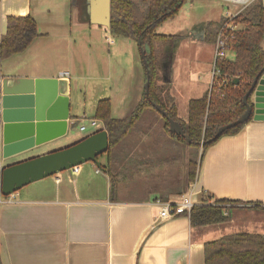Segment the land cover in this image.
Wrapping results in <instances>:
<instances>
[{
    "label": "crops",
    "instance_id": "crops-1",
    "mask_svg": "<svg viewBox=\"0 0 264 264\" xmlns=\"http://www.w3.org/2000/svg\"><path fill=\"white\" fill-rule=\"evenodd\" d=\"M82 1L78 8L71 5V0H0V39L6 32L9 16H30L38 32L23 52L0 59V97L4 80L8 81L6 85L25 87L28 83L13 80L56 77L61 82L62 93L69 98V117L74 124L75 119L83 118L78 117L81 100L70 74L68 77L60 74L70 72L73 48L78 42H85L84 49L88 52L98 48L101 60L105 58L106 79H114L116 91H109L106 96L110 100L111 116L124 118L132 112L144 93L145 68L140 47L134 40L125 44L131 50L126 69L117 55L123 50L122 41L115 39L105 55L102 41L108 39L105 32L109 29L86 20L87 2ZM223 12L224 9L220 11V20ZM208 23L214 21L202 25L204 32ZM211 46L208 63L193 71L207 76L205 92L211 81L214 53ZM32 51L37 60L23 66L21 60ZM57 52H61L59 58L64 65H57ZM228 57L234 60V53L229 52ZM157 60L162 70L171 66L161 58ZM85 70L88 67L83 72L78 69L75 77H85ZM168 82L169 77L162 81L167 85ZM168 92L174 99L177 117L186 121L188 102L193 98L183 101V109L176 92L170 89ZM102 99L105 98L95 102L90 112L92 118L97 102ZM157 118L152 113L144 114L119 145L102 154V161L97 159L99 166L116 176L113 196L109 194L107 170L98 169L92 162L79 165L71 174L65 171L53 180L47 177L30 183L9 198L1 196L0 263L204 264L203 245L207 242L241 232L264 235V208L253 206L264 204V120L250 119L236 134L221 137L204 153L194 181L182 182L172 173L176 158L172 154V138L164 133ZM67 136L68 131L2 160L0 165L17 163L74 143ZM188 194L193 205L201 203L205 195L209 202L229 199L241 204L224 210L225 221L209 225L193 226L188 215L159 220L156 199L175 203Z\"/></svg>",
    "mask_w": 264,
    "mask_h": 264
},
{
    "label": "trees",
    "instance_id": "trees-1",
    "mask_svg": "<svg viewBox=\"0 0 264 264\" xmlns=\"http://www.w3.org/2000/svg\"><path fill=\"white\" fill-rule=\"evenodd\" d=\"M141 1L145 4V8L137 14L131 0H110L108 29L116 36L134 40L139 47H143L146 43L149 45L150 54L146 57L149 70L148 94L143 93L132 112L124 118L111 116L108 98L99 100L93 118L100 120L107 132L109 146L106 153L108 154L132 132L146 112H154L161 118L163 130L170 138L190 147L200 148L199 165L204 153L211 145L223 136L236 134L249 121L227 129L217 139L211 141L217 127L236 119L245 111L241 101L242 96L264 65L262 0H253L231 19V23L236 28L230 32L227 45L234 53V60L215 61V68L219 70V75L213 77L210 90L208 89L201 97L189 100L186 121H181L177 117L174 99L169 95L167 84L162 83L161 64L154 54L156 44L170 46L174 38L173 35L155 33L156 27L175 16L185 0ZM82 4V0H71V5H76L78 8ZM224 21L227 20L222 19L220 22L206 25L203 36L206 43L215 42ZM37 36L36 23L30 16L7 17L6 32L0 39V59L23 52ZM166 60L170 63L167 58ZM222 79H226L225 84H220ZM235 79L237 83H233ZM151 101L159 104L171 119L181 124L185 137L169 133L167 120L151 105ZM185 138L189 141L187 142ZM200 142H203L202 146ZM99 168L107 170L101 166ZM194 171L188 172L190 182L195 179ZM106 172L109 174L110 181L109 194L113 196L116 176L109 170ZM209 200L208 195H205L201 203L191 207L188 214L191 225L202 226L223 222L227 217L224 210L229 206L241 204L229 199H214L212 202ZM253 206L264 208V204ZM203 261L204 264H264V235L241 232L207 242L203 245Z\"/></svg>",
    "mask_w": 264,
    "mask_h": 264
},
{
    "label": "water",
    "instance_id": "water-1",
    "mask_svg": "<svg viewBox=\"0 0 264 264\" xmlns=\"http://www.w3.org/2000/svg\"><path fill=\"white\" fill-rule=\"evenodd\" d=\"M86 20L92 24L109 28L110 0H86ZM264 8V0H262ZM204 29L194 37L203 39ZM264 41V34H263ZM150 47L146 43L140 47V55L145 68L144 94L149 90V70L146 57ZM28 83L25 87L2 83L0 97V161L21 152L38 147L59 138L71 128L69 117L70 103L61 91L58 78H35L13 80ZM166 81V80H165ZM237 83V79L233 81ZM245 111L236 119L216 128L211 141L224 131L244 124L250 119L264 120V65L254 77L250 87L242 96ZM151 105L168 122L172 135L185 137L178 121L171 119L159 104ZM188 142V138H185ZM203 145V142H200ZM108 136L105 129L90 133L80 140L54 151L28 158L17 163L0 165V197H7L22 187L57 174L68 171L85 162L99 167L97 157L108 150Z\"/></svg>",
    "mask_w": 264,
    "mask_h": 264
},
{
    "label": "rangeland",
    "instance_id": "rangeland-1",
    "mask_svg": "<svg viewBox=\"0 0 264 264\" xmlns=\"http://www.w3.org/2000/svg\"><path fill=\"white\" fill-rule=\"evenodd\" d=\"M131 1L134 3L137 14L144 10L145 4L141 0ZM239 7L240 6H237L236 4L225 2L223 0H185L175 16L167 19L156 27L155 33L173 35L176 37V42L173 44L172 51L169 52V56L165 55L164 57L163 55L166 54L169 49L165 46L166 49L163 48L162 51V46L158 44L155 45L154 54L156 59L163 56L170 61L171 66L166 72L163 69L160 72V75L162 76L163 82H166L165 80L169 77V82L166 86L170 89V91L173 90L176 92L182 103L189 97L195 98L205 92L207 86V76H204L203 73H199V71L195 73L193 71L208 63V59L212 51L211 44H208L201 39L194 38V36L189 34L188 31L195 25L205 24L206 21L220 22L222 19L228 17V15H225L226 8H228L230 13H233ZM222 9H224V17L222 16L223 18L220 20V11L222 12ZM77 17L79 16L77 15ZM105 37L108 38L106 40L103 39L102 41V47L105 55L107 54L106 49L108 46L112 45L115 39L122 41L121 47H123V50L117 55L118 59H122L123 66L126 69L128 58L131 55V50L128 49L125 44L132 43L133 41L123 37L121 38V36H116L108 30L105 32ZM84 47L85 42H78L77 46L73 48L74 62H72L73 65H70L71 67L69 69L72 86H75L77 95L81 100L78 117H83L81 119H75L74 124L71 125V128L68 130L67 137L74 142L80 140L91 132L88 120L92 118L90 112L92 108H94L95 102L100 98H106L109 91H112V93L116 91L114 79H106V73H104L103 70V62L105 58L104 60H101V52L99 55L98 48H92L93 50L88 52L87 49H84ZM61 52H57V56H55L57 65H64L62 63L63 61L59 58ZM36 60L35 52L32 51L29 54H25L21 62L23 66L27 67L32 65V63ZM85 66L88 67V70H85V73L87 74L85 77L82 76L80 79H77L75 75L78 73V69H81L83 72ZM94 76H103L104 79H95ZM198 76L201 77L198 78ZM170 77L172 81H170ZM158 83H160V80H158ZM109 88L111 89L109 90ZM119 102L120 99H118V103L116 102V104L118 105ZM183 104L184 109L185 103ZM146 113H152V115L159 117L154 112L149 111ZM157 119L161 121L163 126L161 118L159 117ZM81 125L86 127L84 132L79 130V126ZM172 143V154L173 157H176V160L173 159L172 173L174 177H180L183 182L184 179H188V172L190 170L192 172L195 170L194 172L196 173L201 150L200 148L190 147L185 143L177 142L174 139H172ZM97 159L102 161L101 155H99ZM99 167L97 168L99 169ZM64 173L65 171H62L46 178L53 180L56 176L63 175ZM127 195L129 196L130 194Z\"/></svg>",
    "mask_w": 264,
    "mask_h": 264
},
{
    "label": "built area",
    "instance_id": "built-area-1",
    "mask_svg": "<svg viewBox=\"0 0 264 264\" xmlns=\"http://www.w3.org/2000/svg\"><path fill=\"white\" fill-rule=\"evenodd\" d=\"M223 1L236 4L237 6H240V7L233 13H230L228 8L225 9V15H228V17L225 18L227 21H224L223 24L221 25V28L216 35L215 42L213 43V48H214L213 65H212V70H211V81H210V85L208 88L209 90L211 88L213 77L219 75V70L215 68V61L216 60L231 61V59L228 57V53L232 51L229 49L227 45V39L228 37H230V32H232L236 28L231 23V19L235 15H237L240 11H242L253 0H223ZM60 76L68 77L69 73L64 71L60 74ZM225 83H226V79H222L220 81V84H225ZM88 121H89L88 125L91 129L90 133L104 129L103 124L100 120L91 118ZM79 130L84 132L86 130V127L81 125L79 126ZM77 167H72L66 172L71 174L76 171ZM96 171H99V170L96 169ZM11 195L7 197L9 198ZM154 203L157 204L160 208L159 215H158L159 220H166V219L178 216V215H188L191 207L193 206V201L190 197V194L186 195L180 201L175 202V203L161 202L159 199H156Z\"/></svg>",
    "mask_w": 264,
    "mask_h": 264
},
{
    "label": "flooded vegetation",
    "instance_id": "flooded-vegetation-1",
    "mask_svg": "<svg viewBox=\"0 0 264 264\" xmlns=\"http://www.w3.org/2000/svg\"><path fill=\"white\" fill-rule=\"evenodd\" d=\"M201 29H202V25H195L191 30H189L188 32H189V34H191L192 36H194V37H196L199 33H200V31H201ZM176 42V37L174 36V38L172 39V42H171V45L169 46V45H162V51H163V48L164 49H166V47L169 49V51L166 53V54H163L164 55V57H165V55L166 56H169L170 55V53L169 52H171L172 51V47H173V44ZM166 46V47H165ZM169 46V47H168ZM165 51V50H164ZM163 56L161 57L162 59H165L164 61H167L166 60V58H164Z\"/></svg>",
    "mask_w": 264,
    "mask_h": 264
}]
</instances>
